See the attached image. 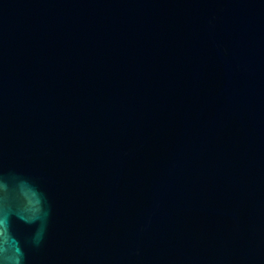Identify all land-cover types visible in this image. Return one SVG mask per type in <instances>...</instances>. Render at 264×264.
Here are the masks:
<instances>
[{
    "label": "water",
    "instance_id": "95a60500",
    "mask_svg": "<svg viewBox=\"0 0 264 264\" xmlns=\"http://www.w3.org/2000/svg\"><path fill=\"white\" fill-rule=\"evenodd\" d=\"M0 264H264V0H0Z\"/></svg>",
    "mask_w": 264,
    "mask_h": 264
}]
</instances>
